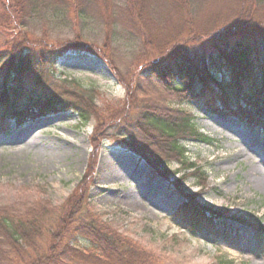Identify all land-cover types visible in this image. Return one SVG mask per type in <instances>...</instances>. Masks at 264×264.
Masks as SVG:
<instances>
[{
    "label": "trees",
    "instance_id": "1",
    "mask_svg": "<svg viewBox=\"0 0 264 264\" xmlns=\"http://www.w3.org/2000/svg\"><path fill=\"white\" fill-rule=\"evenodd\" d=\"M198 1L0 0V29L12 36L0 49V132L7 118L20 126L72 111L82 125L94 122V145L116 133L129 152L165 178L162 165L171 161L195 167L186 162L180 140L211 142L191 115L170 107V97L202 99L211 112L240 114L264 134V0H203L204 6H196ZM50 12L65 14L75 26L92 18L103 28L101 46L77 37L58 47L45 31L34 37L32 20ZM127 37L137 41L138 50L126 60L115 44ZM71 51L108 65L125 90L124 100L100 106L95 89L66 80L73 86L66 95H42L30 86L29 73L50 72ZM157 85L164 87L165 98L148 100ZM89 177L59 207L44 199L0 204V264H159L154 253L102 221L89 202ZM181 194L182 218L191 226L213 227L220 216ZM77 238L92 249L75 248Z\"/></svg>",
    "mask_w": 264,
    "mask_h": 264
},
{
    "label": "rangeland",
    "instance_id": "2",
    "mask_svg": "<svg viewBox=\"0 0 264 264\" xmlns=\"http://www.w3.org/2000/svg\"><path fill=\"white\" fill-rule=\"evenodd\" d=\"M204 3L199 0L196 6ZM29 30L38 38L47 32V38L60 42L58 47L77 37L101 46L104 34L92 18L75 26L60 12L39 14ZM7 32L0 29V49L12 39ZM115 46L126 60L138 50L137 41L128 37ZM27 78L42 95H66V88L73 87L62 82L66 80L95 89L100 106L125 98L109 66L86 52H68L50 72L38 70ZM150 90L148 100L165 98L162 85ZM168 99L170 107L191 115L198 132L211 140H180L186 162L194 169L171 161L162 165L166 178L156 174L113 132L94 145V122L82 125L72 111L20 126L12 117L3 121L5 129L0 132V204L44 199L59 207L79 191L87 175L89 202L102 221L154 253L159 264H264V229H259L264 228V134L240 114L211 112L202 99ZM216 104L222 107L220 100ZM182 191L220 216L213 227L191 226L182 218L179 209L186 201ZM72 245L84 252L92 249L81 238Z\"/></svg>",
    "mask_w": 264,
    "mask_h": 264
}]
</instances>
